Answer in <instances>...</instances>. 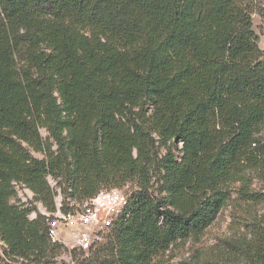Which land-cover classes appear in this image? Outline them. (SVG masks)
Listing matches in <instances>:
<instances>
[{"label": "trees", "instance_id": "trees-1", "mask_svg": "<svg viewBox=\"0 0 264 264\" xmlns=\"http://www.w3.org/2000/svg\"><path fill=\"white\" fill-rule=\"evenodd\" d=\"M263 10L264 0H0V264L67 251L44 215L12 202L20 184L55 211L49 176L80 201L138 186L130 216L97 249H74L77 264H153L201 237L237 183L239 198L264 203L251 187L264 181L253 23ZM255 229L248 264H264Z\"/></svg>", "mask_w": 264, "mask_h": 264}, {"label": "rangeland", "instance_id": "rangeland-1", "mask_svg": "<svg viewBox=\"0 0 264 264\" xmlns=\"http://www.w3.org/2000/svg\"><path fill=\"white\" fill-rule=\"evenodd\" d=\"M253 23L255 31L260 37L259 46L264 49V10L261 13L253 14ZM42 133L44 136H47L44 129H42ZM34 155L39 158L44 156L37 152H34ZM48 180L55 191H57L55 197L56 203H62L63 207H67L73 204H80L84 201L66 197L61 191L58 180L52 176H49ZM239 186V183L233 186V189H235L232 196L233 200L221 210L216 220L201 237L180 241L168 251L158 255L154 259L153 264H248L247 253H253V245H255V227L259 223L264 225V203H250L239 198ZM251 187L254 191L264 192V181L256 178ZM116 188L125 190L126 193L131 194V184ZM17 190L18 194L12 198V202L25 203L27 207H35V210L29 215L30 218L36 217L37 214L44 215L43 213L48 211L46 206L35 199L33 192L28 188L18 184ZM66 249L67 251L62 250L56 256L49 257L41 263L20 258L11 260V263L77 264V260L74 259L72 254L74 249ZM87 256L86 254L83 257Z\"/></svg>", "mask_w": 264, "mask_h": 264}, {"label": "built area", "instance_id": "built-area-1", "mask_svg": "<svg viewBox=\"0 0 264 264\" xmlns=\"http://www.w3.org/2000/svg\"><path fill=\"white\" fill-rule=\"evenodd\" d=\"M131 186V193L138 189L137 185ZM130 196L125 190L111 188L100 190L80 204L68 206V209H64L62 203H56L55 211L47 209L43 213L51 244L77 248L85 253L97 249L107 241L115 223L130 216Z\"/></svg>", "mask_w": 264, "mask_h": 264}]
</instances>
